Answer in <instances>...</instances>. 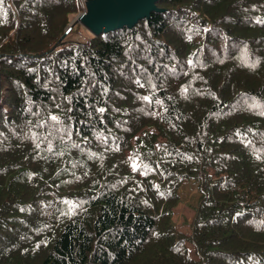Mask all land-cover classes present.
I'll return each instance as SVG.
<instances>
[{
  "label": "trees",
  "instance_id": "trees-1",
  "mask_svg": "<svg viewBox=\"0 0 264 264\" xmlns=\"http://www.w3.org/2000/svg\"><path fill=\"white\" fill-rule=\"evenodd\" d=\"M82 1L0 9V264H264V0Z\"/></svg>",
  "mask_w": 264,
  "mask_h": 264
},
{
  "label": "water",
  "instance_id": "water-1",
  "mask_svg": "<svg viewBox=\"0 0 264 264\" xmlns=\"http://www.w3.org/2000/svg\"><path fill=\"white\" fill-rule=\"evenodd\" d=\"M154 0H88L87 13L79 16L93 33H99L123 23H131L148 13ZM65 34V33H64Z\"/></svg>",
  "mask_w": 264,
  "mask_h": 264
},
{
  "label": "rangeland",
  "instance_id": "rangeland-1",
  "mask_svg": "<svg viewBox=\"0 0 264 264\" xmlns=\"http://www.w3.org/2000/svg\"><path fill=\"white\" fill-rule=\"evenodd\" d=\"M88 0H83V7L75 13L70 15V21L67 27H72L68 33V38L85 40L93 35V30L90 29L85 23L81 22L78 18V14L86 10V4ZM66 35V32H65ZM193 190V191H192ZM181 196V201L175 207L173 218L176 222L177 228L181 231H189V221L193 214L194 205L197 202V189L196 182L193 179H185L179 189ZM190 247L193 246L192 243H188Z\"/></svg>",
  "mask_w": 264,
  "mask_h": 264
},
{
  "label": "snow or ice",
  "instance_id": "snow-or-ice-1",
  "mask_svg": "<svg viewBox=\"0 0 264 264\" xmlns=\"http://www.w3.org/2000/svg\"><path fill=\"white\" fill-rule=\"evenodd\" d=\"M2 4H3V0H0V9H2ZM143 99H145V100H150L149 97H144ZM99 111L103 112L104 109H99ZM51 119H52V120H57V117L53 116V117H51ZM134 168H135V165H134Z\"/></svg>",
  "mask_w": 264,
  "mask_h": 264
},
{
  "label": "crops",
  "instance_id": "crops-1",
  "mask_svg": "<svg viewBox=\"0 0 264 264\" xmlns=\"http://www.w3.org/2000/svg\"><path fill=\"white\" fill-rule=\"evenodd\" d=\"M86 6H87V4H86Z\"/></svg>",
  "mask_w": 264,
  "mask_h": 264
}]
</instances>
